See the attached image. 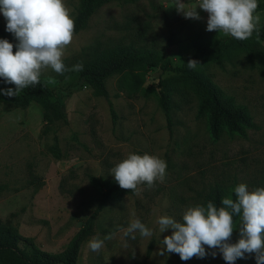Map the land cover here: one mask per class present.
I'll use <instances>...</instances> for the list:
<instances>
[{"label":"rangeland","instance_id":"rangeland-1","mask_svg":"<svg viewBox=\"0 0 264 264\" xmlns=\"http://www.w3.org/2000/svg\"><path fill=\"white\" fill-rule=\"evenodd\" d=\"M74 19L82 0H64ZM184 11L200 0H182ZM177 0H110L97 7L85 26L73 34L63 63L69 69L87 62L92 50L116 46L153 49L162 63L179 66L194 54L190 42L195 33L207 34L208 14L197 8L200 19H186L176 9ZM254 15L264 30V0H258ZM0 13V40L17 43L6 31ZM217 39L223 33L213 31ZM264 51V40L252 42ZM201 70L223 94L245 107L254 128L245 137L222 132L210 137L204 117L197 115L198 98L178 72L158 68H132L115 72L104 80L107 98L77 71L57 74L44 69L40 79L59 98L64 118L46 121L36 101L25 106L6 102L0 95V224L16 229L42 251L56 254L65 249L96 210L101 195L115 180L110 170L129 154H149L167 164L166 177L149 187L138 185L132 194L114 195L95 216L92 233L80 245L76 264H226L217 256L192 257L182 261L178 254L163 255L162 241L172 230L159 233L158 219L179 221L183 212L204 205L212 190L227 192L240 184L248 189L264 188V76L257 57L234 51L228 58L210 60ZM136 76V91L122 77ZM142 77V80H141ZM12 88L0 78V89ZM160 91L170 100L169 120L159 107ZM8 97V96H7ZM109 103H111L113 115ZM89 177L98 179V184ZM139 219L152 231L151 237L122 229ZM239 220L234 221L231 239H239ZM111 235L99 252L88 241L95 235ZM151 245V251L147 249ZM134 253V255H133ZM239 264H256L245 254Z\"/></svg>","mask_w":264,"mask_h":264},{"label":"clouds","instance_id":"clouds-1","mask_svg":"<svg viewBox=\"0 0 264 264\" xmlns=\"http://www.w3.org/2000/svg\"><path fill=\"white\" fill-rule=\"evenodd\" d=\"M184 3L177 0L176 9L186 19L199 20L196 11L202 9L208 14L206 31L223 33L237 40L249 39L258 29L260 17L254 15L258 0H200L191 10L184 11ZM0 13L5 17L6 31L12 33L17 41L14 45L0 40V78L5 83L15 85V89H0V95L13 97L23 89L39 83L44 69L51 68L57 74L67 71H83L77 64L69 69L63 63L67 46L74 33V20L71 10L64 0H0ZM199 62L189 60L187 66L194 69ZM167 164L164 160L149 154H129L116 164L111 176L120 188L135 190L146 182L152 187L154 182H163ZM235 200L225 197L221 207L208 202L206 206L197 204L186 209L179 221L169 216L158 219L159 233L171 229L172 234L165 236L159 251L179 255L182 261L192 257L205 258L217 256V249L226 264H234L246 259L245 254H253L256 264H264V188L249 190L240 184L233 189ZM234 217L239 220V239L230 243L234 231ZM125 237L136 239L134 233L151 237L152 231L139 219L133 220L126 229ZM111 235L100 238L99 234L88 241L92 252H99ZM134 255V253H133Z\"/></svg>","mask_w":264,"mask_h":264},{"label":"trees","instance_id":"trees-1","mask_svg":"<svg viewBox=\"0 0 264 264\" xmlns=\"http://www.w3.org/2000/svg\"><path fill=\"white\" fill-rule=\"evenodd\" d=\"M106 1L110 0H82L81 9L73 19L75 24L73 34L82 30L97 7ZM257 39L264 40L263 29L258 28L249 39L243 41L231 36L217 39L213 32L207 34L195 33L190 37L194 54L175 67H171L168 62L162 63V59L157 56L153 49L144 47L116 46L113 49L92 50V53L88 56V61L80 62L83 65V71L77 72L79 78L93 85L99 94L105 98H107V93L104 88V80L115 72L132 68H158L163 72H178L197 95V115L205 118L206 128L211 138L217 139L222 132L230 137H245L246 132L254 128L252 118L244 109L245 107L236 105L232 97L221 93L211 80L205 77L201 66L207 61H218L221 58H228L234 51H241L245 52L250 59L253 56L258 58L264 76V51L252 43ZM190 59L198 61L199 65L194 69H190L187 66ZM124 82L129 84L135 82L131 84V91L137 90L136 85L138 84H136L135 75L128 78L122 77L119 81L120 88ZM13 87L15 89V85ZM52 95L51 91L39 80L38 84L23 89L16 96L7 97L2 95V98L6 102L14 103L17 106H25L30 101H36L43 107L46 121L52 122L65 116L62 101L59 98L51 101ZM159 105L167 120H169L170 100L167 92L160 91ZM108 106L113 115L111 103ZM89 179L94 184L99 182L94 177H89ZM233 189L224 192L219 188H215L206 199L205 206L208 202H212L217 207H221V200L225 197L235 200ZM132 193H134V190L122 189L115 182L101 195L96 210H94L85 225L74 234L65 249L56 254L42 251L31 239L21 236L16 229L0 224V264H76L81 243L92 233L95 216L114 195ZM235 220L236 217H234ZM229 242L233 243L231 238ZM150 251L151 245L147 249V254ZM234 264H239L238 259Z\"/></svg>","mask_w":264,"mask_h":264}]
</instances>
